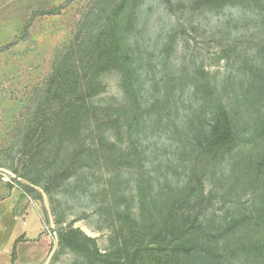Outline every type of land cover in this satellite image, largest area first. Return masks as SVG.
<instances>
[{
    "label": "rangeland",
    "instance_id": "rangeland-1",
    "mask_svg": "<svg viewBox=\"0 0 264 264\" xmlns=\"http://www.w3.org/2000/svg\"><path fill=\"white\" fill-rule=\"evenodd\" d=\"M139 2L134 22L141 31L137 37L149 38L151 46L143 43L144 37L139 45L141 49L149 47L146 55L155 63L140 90V103L143 105L145 99L146 114L154 110L152 114L161 122L148 125L138 134L144 174L146 177L150 172L147 180L150 178L153 187L149 188L152 193H147L162 195L158 201L168 204L175 195L174 200L193 203L202 193L207 197L212 191L229 196L241 209L248 201L253 202L255 195L254 171L247 172L246 162L250 153L264 147L263 142L254 148L250 142L253 132L246 131L249 127L245 132L240 130L234 150L208 164L200 156L204 137L201 140L199 136L204 127L203 110L217 97L206 90L221 89L226 81L236 84L252 68L248 43L262 45L253 14L263 10L258 16H264V0ZM90 4L91 0H0V264H91L86 246L93 251L97 247L101 255L109 248L121 247L124 241L129 242V251L134 246L135 183L132 180L127 186L119 180L114 182L119 171L125 180L131 171L104 164L90 168L86 132H72L74 138L66 137L64 155V148H52L50 136L55 141L68 133L62 121H51L55 112L72 100L68 97L61 104L56 100L39 105L53 57L65 54ZM47 11H54L53 15L40 14ZM155 51L164 53L160 57ZM79 77L73 99L80 94L89 102L96 84ZM98 86L100 97L107 98L103 105L116 108L131 101L123 99L126 95L114 72L104 74ZM166 92L171 97L164 100ZM223 101L229 104L228 97ZM237 105L238 101L230 97V108L242 129L248 118L242 117ZM39 150L48 157L59 154L66 164L48 166L43 156L37 161ZM81 167L85 179L70 177ZM164 175L166 180H162ZM117 187L119 195L114 192ZM121 209L126 210L118 211ZM209 213L211 210L202 222L203 227L212 229L219 219ZM69 230L91 241L75 250L60 246L57 238ZM79 238L80 244L83 241ZM21 242L24 245L19 252ZM228 243L237 249L233 239ZM13 253L15 261L11 260ZM238 259L232 260L233 264H241ZM183 261L208 263L200 253ZM95 264L124 263H107L101 258Z\"/></svg>",
    "mask_w": 264,
    "mask_h": 264
},
{
    "label": "trees",
    "instance_id": "trees-1",
    "mask_svg": "<svg viewBox=\"0 0 264 264\" xmlns=\"http://www.w3.org/2000/svg\"><path fill=\"white\" fill-rule=\"evenodd\" d=\"M138 1L91 0L88 10L73 32L65 54L53 57L50 72L41 87L39 105L56 100L61 104L68 97L72 100L68 105L61 106L51 121H62L64 131L68 133L60 134L55 141L53 136H50L52 148H64V155L66 137L72 139L75 137L72 132H86L89 142L87 152L91 156L90 168L103 164L117 166L128 170L127 172L131 171V177L125 180L121 175L123 171H119L114 182L119 180L127 186L132 180L135 183L137 206L134 213L133 248L129 251V242L124 241L125 244L121 247L109 248L101 255L97 247L93 251L86 246L85 249L91 256L90 263L95 264L102 258L107 263L122 260L124 264H183V260L194 253H200L209 264H233L232 260L235 261L236 258H239L241 264H264V147L258 148L256 153H250V160L246 162L247 172L250 173L252 168L254 171V174H250L253 176L252 187L255 195L252 198L254 201H248L241 209L238 204L231 203L229 196H218L212 191L207 197L202 193L193 203L182 199L174 200V194L168 204L158 201L162 195L147 193L151 192L153 187L150 178L147 180L150 172L146 177L144 174L141 159L143 153L138 134L148 125L161 122L159 116L152 114L154 110L146 114L148 102L145 99L143 105L140 103V90L146 86L150 69L155 63L152 62V56L146 55L151 46L150 39L141 36L144 37L143 43L146 41L149 46L148 49H141L139 45L141 37L138 38L137 34L141 31L138 24H134L137 19L135 12L139 13ZM260 11L253 15L256 18L254 26L260 34L258 42L262 45L257 47L255 43H248L252 60L250 71L244 73V78L236 84L232 85L226 81L221 89L206 90L211 97L217 96L216 102L209 103L203 110L204 127L201 128L199 136L201 140L204 137L199 146L200 156L208 164L217 158L224 159L230 154L236 146L240 130L245 132L248 127L246 131L253 132L250 134V142L254 148L261 142L264 144V16H258L263 12ZM53 12L40 14L51 16ZM155 52L160 57L164 53ZM109 72L118 75L120 87L126 95L123 99H131L129 103L123 102L116 108L109 103L102 104L107 98L100 97L98 84L100 85L103 75ZM79 76H84L90 84H96L91 90L89 102L80 94L73 99V93L76 94L79 85ZM141 76H144V79H141ZM180 80L181 78L177 82ZM229 96L240 104L237 106L243 111L242 117L248 118L242 129L238 128L236 115L234 116L230 108ZM170 97L168 92L163 96L164 100ZM227 97L229 104L223 101ZM94 103L96 106L93 107ZM39 113V110L35 112L36 115ZM36 155L37 161L43 156L48 166L66 164L59 154L48 157L39 150ZM82 170V167L74 169L70 177L73 175L74 178L85 179L86 173L81 172ZM166 179L164 175L162 180ZM118 187L121 188V185ZM118 187L114 192L119 195L121 191ZM123 199H127L126 196ZM208 210H211L209 214H214L219 219L212 229L203 227L202 220ZM186 224H189V228ZM79 236L83 241L80 244L77 241ZM229 238L233 239L236 250L228 243ZM58 239L60 246L73 250L91 241L74 230L61 233ZM11 260L15 261V253L12 254Z\"/></svg>",
    "mask_w": 264,
    "mask_h": 264
},
{
    "label": "crops",
    "instance_id": "crops-1",
    "mask_svg": "<svg viewBox=\"0 0 264 264\" xmlns=\"http://www.w3.org/2000/svg\"><path fill=\"white\" fill-rule=\"evenodd\" d=\"M23 245H24V243H22V242H21V243H18V247L20 246V247H19V252H20V250L22 249V246H23Z\"/></svg>",
    "mask_w": 264,
    "mask_h": 264
}]
</instances>
